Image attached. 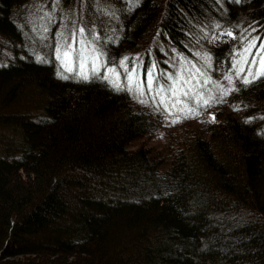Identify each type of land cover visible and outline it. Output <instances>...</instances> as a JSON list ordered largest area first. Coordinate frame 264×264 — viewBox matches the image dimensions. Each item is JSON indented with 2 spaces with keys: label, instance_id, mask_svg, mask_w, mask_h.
I'll list each match as a JSON object with an SVG mask.
<instances>
[{
  "label": "trees",
  "instance_id": "obj_1",
  "mask_svg": "<svg viewBox=\"0 0 264 264\" xmlns=\"http://www.w3.org/2000/svg\"><path fill=\"white\" fill-rule=\"evenodd\" d=\"M107 1L121 37L156 22L180 52L204 40L214 65L231 64L249 28L264 36V0ZM30 2L0 0V43L13 51L0 63V264H264V76L237 79V114L219 109L163 168L130 147L157 114L96 76L60 78L54 20L52 41L28 38Z\"/></svg>",
  "mask_w": 264,
  "mask_h": 264
},
{
  "label": "rangeland",
  "instance_id": "obj_2",
  "mask_svg": "<svg viewBox=\"0 0 264 264\" xmlns=\"http://www.w3.org/2000/svg\"><path fill=\"white\" fill-rule=\"evenodd\" d=\"M220 1L224 3V0ZM43 2V0H31L28 5V9L24 12L26 19L30 22V27L26 31L28 38H34L35 40L38 39L41 42H45L44 40H46V42L47 40L52 41L51 39L54 38L56 44V37L59 32L63 31L65 35H70L74 28L83 27L85 29L84 34L89 40L92 39L93 35L99 38L94 42V46L103 53V62L105 67L101 68L100 71L103 76L105 75V68H115L120 74L121 83H126L125 73L123 69L120 68L119 61L124 57H128L127 67L129 70L132 69L133 65H136L141 78L144 80H146L147 70L155 64V71L157 73V80L159 83H170L166 79H161L159 74L164 72L175 75L178 68L184 63V61L188 62L187 66L189 68L194 66L206 74L203 77H197L201 84H203L204 79L210 78L211 82L202 87L196 85V81H193V85H196L192 89L195 96L190 95L187 98V102L189 107L195 109V112L190 116H186L185 113L177 111V108L183 106L182 104L177 105V108H172L171 104L173 100L171 97H166V101L168 103V113L171 114L165 113L163 107L159 106V97L155 96L157 80L153 81L152 94L147 93V86L145 84L146 95L144 98L149 101L148 104H141L134 98L139 107L145 108L157 114L158 123L157 128L154 131L146 136L135 139L131 143L130 147H147L156 157H162L163 168L168 165L170 153L183 146L188 139L196 135H208L206 130L207 123L216 120V112L219 109L224 108V111L232 110L237 114V111H234V109L229 106L227 101L231 91L221 98L219 88L232 89L234 88L235 81L237 79L242 80V78H237L235 72L232 70L233 60L229 65L225 60H221L217 65H214L212 54L210 53L208 46L205 45H208V43L204 42V40L202 43L189 46L191 51L190 54L180 52L162 39L160 29L155 22L151 24L148 29H145L144 32H141V35L136 38L135 41H130V39L125 36L121 37V31H119L120 29L116 28L112 22V19L116 20L118 14L114 11V5L110 4L107 0H81V2L80 0H70L68 3H60L56 0L54 2L55 5L53 4V9H59L57 15L51 8L46 7ZM46 13L50 14V18L45 15ZM52 19L54 20L52 38H47L49 30H47V32H43L42 27L47 26V29H49V22L51 23ZM215 24L218 25L217 20H215ZM253 29V27L249 28L248 32L252 33ZM206 32H208L207 29L204 30V33L197 34L199 33L198 31L197 33H193V35H196V37L200 35L201 37V35H205ZM227 32H232L233 36L236 37L233 31ZM254 34L251 36H258V33ZM221 36L222 35H220V37ZM205 38L209 39V41H212V39L213 41L220 40L218 37L214 36V33L211 36H206ZM261 40H264V36ZM109 41L115 43L112 44V48L114 47L113 49L116 50L112 53L109 51L107 46ZM258 47L259 42L257 43V48ZM240 50L241 46L238 49L236 46L235 51L239 52ZM255 51L256 50L253 49V54H255ZM205 55L210 57V61L206 62L203 59ZM12 56L13 51L10 47L0 43V63L8 62ZM181 57H183L184 60H181ZM157 60H161L163 63H158L161 67H157ZM249 60H251V57ZM90 68L91 64H89V69ZM252 71H256L254 66L252 67ZM229 73L233 76L231 84L225 79V75ZM90 76H92L91 71H89V77ZM200 93H203L204 99H207L209 96L215 97L216 99L210 101L208 106H197L196 100ZM154 97L155 103H153ZM181 99L184 100L185 98L181 97ZM213 116L215 119H212Z\"/></svg>",
  "mask_w": 264,
  "mask_h": 264
},
{
  "label": "snow or ice",
  "instance_id": "obj_3",
  "mask_svg": "<svg viewBox=\"0 0 264 264\" xmlns=\"http://www.w3.org/2000/svg\"><path fill=\"white\" fill-rule=\"evenodd\" d=\"M45 15L50 18V14L46 13ZM47 30V26L42 27L43 32H47ZM253 31L256 30L253 29ZM84 33L85 29L83 27H79L74 28L70 35H65L63 31L57 34L54 48L55 59L59 62L57 75L62 79H68L69 76L66 75V73H75L76 77L88 80L89 71H91L93 76L107 81L116 91H127L129 94L133 95L139 103L148 104L149 101L144 98L146 95L145 84L147 86V93L152 94L153 81L157 80L155 64L147 70L146 80H144L141 78L136 65H133L132 69L129 70L127 67V61L129 58L124 57L119 61V66L125 73L126 83H121L120 74L115 68H105V75L101 77L99 75L101 68L105 67L103 62V53L94 46V42L99 38L93 35L92 39L89 40ZM225 34L235 39L232 32H227ZM258 42L259 47L257 48ZM253 49L256 50L255 54H253ZM250 57L251 60H249ZM203 59L206 62L210 61V57L207 55H205ZM36 60L37 62H46V58L39 55L36 56ZM181 60H184V58L181 57ZM89 64H91L90 69ZM187 64L188 62L184 61V63L178 68L175 75L164 72L159 74L161 79H166L170 82L167 84H161L157 80L156 83L155 96L159 97V106L163 107L165 113H168V103L166 101V97H171L173 100L171 104L172 108H177V105L182 104L183 106L177 108V111L185 113L186 116L192 115L195 112V109L189 107L187 102V98L190 95L195 96L192 89L196 85L202 87L211 82L210 78H206L204 79L203 84H201L197 77H203L206 74L194 66L189 68ZM253 66L256 68L255 72L252 71ZM232 70L235 72L237 78H242V82L244 84H249L255 79L264 76V40H261L260 36H251V33H249L247 36L241 37V50L234 54ZM225 79L231 84L233 81L232 74H226ZM193 81H196V85H193ZM219 91L221 93V98H223V96L227 95L228 92L235 91V89L219 88ZM181 97L185 99L182 100ZM214 99L216 98L212 96L204 99L203 93H200L196 100L197 106H208L210 101ZM153 103H155V97L153 99ZM212 119H215V117L213 116Z\"/></svg>",
  "mask_w": 264,
  "mask_h": 264
}]
</instances>
